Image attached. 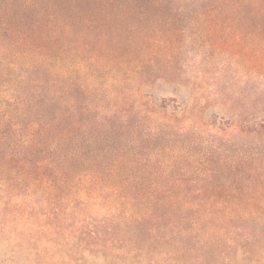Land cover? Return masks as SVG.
Segmentation results:
<instances>
[{"label": "rangeland", "instance_id": "obj_1", "mask_svg": "<svg viewBox=\"0 0 264 264\" xmlns=\"http://www.w3.org/2000/svg\"><path fill=\"white\" fill-rule=\"evenodd\" d=\"M93 13L65 85L71 122L100 141L109 165L127 157L129 179L166 185L164 197L264 200V133L244 129L264 120V23L244 21L237 3L165 0ZM8 202L0 194V264H140L106 263L79 205L57 222L38 198L15 202L38 207L21 216L8 217ZM52 222L56 231H46Z\"/></svg>", "mask_w": 264, "mask_h": 264}, {"label": "trees", "instance_id": "obj_2", "mask_svg": "<svg viewBox=\"0 0 264 264\" xmlns=\"http://www.w3.org/2000/svg\"><path fill=\"white\" fill-rule=\"evenodd\" d=\"M163 1L6 0L0 7V194L10 201L5 211L8 217L35 211L15 202L38 198L59 212V222L66 209L81 206L87 235L99 236L106 263L264 264V200L164 197L166 185L129 179L127 157L110 166L100 141L71 122L72 89L65 84L72 58L83 55L84 25L93 22L96 7ZM181 1L243 4L244 21L264 23V0ZM244 126L264 133V120ZM243 206L258 212L231 211ZM54 225L43 228L56 231Z\"/></svg>", "mask_w": 264, "mask_h": 264}]
</instances>
